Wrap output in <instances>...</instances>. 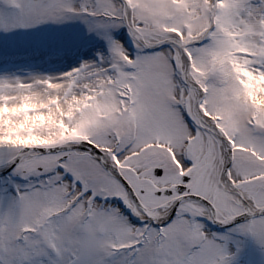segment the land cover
<instances>
[{
  "label": "snow or ice",
  "instance_id": "1",
  "mask_svg": "<svg viewBox=\"0 0 264 264\" xmlns=\"http://www.w3.org/2000/svg\"><path fill=\"white\" fill-rule=\"evenodd\" d=\"M68 22L104 47L0 75L30 105L0 115V264L264 256V0H0V31Z\"/></svg>",
  "mask_w": 264,
  "mask_h": 264
},
{
  "label": "rangeland",
  "instance_id": "2",
  "mask_svg": "<svg viewBox=\"0 0 264 264\" xmlns=\"http://www.w3.org/2000/svg\"><path fill=\"white\" fill-rule=\"evenodd\" d=\"M64 34L66 35L64 36ZM64 37L66 40H71V42L66 41L65 44L60 43L56 46L48 43L46 46H41L43 42H60ZM39 41L41 42L38 43ZM34 43L37 44L33 46ZM85 44L90 46H83ZM81 46L88 47L91 51H85ZM102 47H104L103 41L98 40L95 36L87 35L79 22H68L63 25H41L36 28H21L10 32L0 31V75H19L27 78L31 75H55L66 72L76 66L77 61L74 60H77V58L82 60L93 58L95 50ZM28 107L30 105L21 106L25 110ZM21 108H0V115H3L4 112L20 111ZM38 121L42 123V117H25L18 124L13 123L6 131L13 133L18 128H25L30 131L32 125ZM4 122L7 123V121ZM10 138L24 143L25 141L26 143L43 142V138L39 136H15ZM246 252H248V259L246 260L245 255L242 259L243 264H260L262 255L253 248L251 243H249ZM257 253L259 255L257 260L254 261Z\"/></svg>",
  "mask_w": 264,
  "mask_h": 264
},
{
  "label": "clouds",
  "instance_id": "3",
  "mask_svg": "<svg viewBox=\"0 0 264 264\" xmlns=\"http://www.w3.org/2000/svg\"><path fill=\"white\" fill-rule=\"evenodd\" d=\"M25 143H26V141H25Z\"/></svg>",
  "mask_w": 264,
  "mask_h": 264
}]
</instances>
